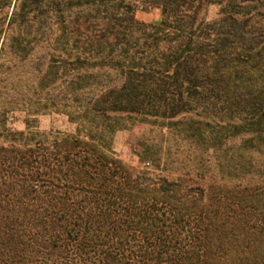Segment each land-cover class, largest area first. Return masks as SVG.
I'll return each instance as SVG.
<instances>
[{
    "label": "trees",
    "instance_id": "1",
    "mask_svg": "<svg viewBox=\"0 0 264 264\" xmlns=\"http://www.w3.org/2000/svg\"><path fill=\"white\" fill-rule=\"evenodd\" d=\"M0 264H264V0H0Z\"/></svg>",
    "mask_w": 264,
    "mask_h": 264
},
{
    "label": "rangeland",
    "instance_id": "2",
    "mask_svg": "<svg viewBox=\"0 0 264 264\" xmlns=\"http://www.w3.org/2000/svg\"><path fill=\"white\" fill-rule=\"evenodd\" d=\"M215 11L212 10L211 17H214ZM137 18L146 23H157L160 20V13L157 10L145 11L141 10L137 13ZM13 127L17 130H24L25 125L20 119L14 123ZM38 128L42 132H63L74 133L76 126L68 121L65 116L62 115H46L40 117L38 121ZM146 138H156L155 130L151 132L148 127L136 128L132 131H124L118 133L114 137L113 150L119 159L129 165H138V154L140 148L138 147L139 141Z\"/></svg>",
    "mask_w": 264,
    "mask_h": 264
}]
</instances>
